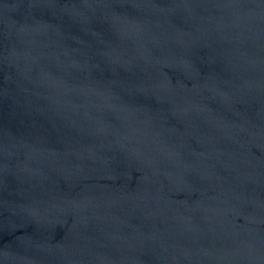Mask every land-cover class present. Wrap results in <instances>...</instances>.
Instances as JSON below:
<instances>
[{"label":"water","instance_id":"1","mask_svg":"<svg viewBox=\"0 0 264 264\" xmlns=\"http://www.w3.org/2000/svg\"><path fill=\"white\" fill-rule=\"evenodd\" d=\"M0 264H264V0H0Z\"/></svg>","mask_w":264,"mask_h":264}]
</instances>
